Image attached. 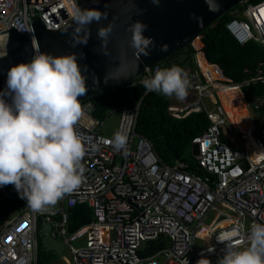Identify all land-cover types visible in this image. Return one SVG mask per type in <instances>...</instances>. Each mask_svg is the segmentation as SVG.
I'll return each mask as SVG.
<instances>
[{"label":"built area","instance_id":"2783aa9c","mask_svg":"<svg viewBox=\"0 0 264 264\" xmlns=\"http://www.w3.org/2000/svg\"><path fill=\"white\" fill-rule=\"evenodd\" d=\"M103 1L0 0V37L6 44L14 28L35 41L33 24L38 18L48 30L58 31L74 21L79 9L94 8ZM243 4L246 8L240 10ZM239 5L231 12L227 32L241 46L256 42L264 48V0H244ZM192 47L199 64L184 68L190 81L188 94L169 112L177 120L203 113L211 123L192 141L195 167L184 161L165 164L152 142L137 133L143 98L136 106L118 111V130L121 124L129 130L127 146L119 152L111 138L100 133L104 122L94 116L95 105L85 101L77 123L86 144L82 184L62 198L59 210L51 206L42 214L34 213L26 203L6 222L0 231V264H39L45 236L42 228L47 223L52 225L50 235L69 248L74 264H197L202 258L218 264L225 244L216 236L233 228L240 230L238 247L247 246L251 224L264 222V143L243 149L227 143L236 127L224 102L232 92L244 100L246 86L264 84V62L257 75L245 83L227 84L209 66L196 43ZM157 68L161 69L156 65L147 68L144 78L133 86L143 85L142 80ZM252 105L261 111L264 98H255ZM77 206L89 207L93 221L70 233L69 210ZM210 214L215 218L208 226ZM79 240H85V245L75 247L73 243ZM160 240L166 243L165 248L141 255ZM196 240L209 246L197 251Z\"/></svg>","mask_w":264,"mask_h":264},{"label":"clouds","instance_id":"9594fccd","mask_svg":"<svg viewBox=\"0 0 264 264\" xmlns=\"http://www.w3.org/2000/svg\"><path fill=\"white\" fill-rule=\"evenodd\" d=\"M152 2L159 5L160 0ZM205 2L209 11L218 7L216 0ZM73 24V49L89 43L95 24L101 52L109 57L115 54L119 64L106 80L133 76L139 59L156 47L154 39L145 35L148 26L137 19L127 25L126 44L110 49L116 24L99 7L79 9ZM160 50L167 51V46L162 45ZM79 59L74 51L57 55L36 50L31 60L7 70L5 89L0 91V187L13 185L34 213L46 212L79 188L84 178L86 144L77 130L81 116L78 98L86 94L88 86L84 74L87 69ZM141 83L146 92L174 95L177 99L185 98L190 87L188 74L176 65L157 68ZM128 136V128L121 124L111 138L116 151L126 148ZM239 238L238 228L216 236L219 243L225 244V254L218 264H264V222L251 224L246 247H238ZM197 264L211 261L202 258Z\"/></svg>","mask_w":264,"mask_h":264},{"label":"trees","instance_id":"16d2710c","mask_svg":"<svg viewBox=\"0 0 264 264\" xmlns=\"http://www.w3.org/2000/svg\"><path fill=\"white\" fill-rule=\"evenodd\" d=\"M260 0H251L258 3ZM234 10V9H233ZM231 10L206 31H204L195 43L209 66L216 72L219 78L227 84H241L255 77L264 62V48L256 42L245 46L238 44L226 30V24L232 20ZM199 64L197 52L192 46L183 48L170 57L166 58L156 66L161 69L173 65L182 69L185 67H196ZM144 78L138 77L135 83ZM143 85H135L131 88H119L98 94L91 101L96 110L94 116L100 121L108 117L112 111H119L124 107H134L143 98L138 119L137 133L148 138L159 158L167 165L173 166L177 161L192 162L193 157H185L195 137L201 135L211 123L203 113H194L182 120L173 118L169 113L170 100L172 96H164L151 92L145 95ZM246 98L249 101L257 97L264 98V84L253 83L244 88ZM260 113L264 116V106ZM257 137L264 142V123L258 130ZM191 153V152H190ZM6 192H0V231L13 213L19 212L26 206V200L20 198L17 191L10 193L13 185H6ZM93 221V213L89 207L77 206L69 210V231L74 233ZM42 225V221L40 226ZM163 240L152 242L150 247L142 256L152 255L154 252L166 247ZM53 261L51 253L40 248L39 264H51Z\"/></svg>","mask_w":264,"mask_h":264},{"label":"water","instance_id":"95a60500","mask_svg":"<svg viewBox=\"0 0 264 264\" xmlns=\"http://www.w3.org/2000/svg\"><path fill=\"white\" fill-rule=\"evenodd\" d=\"M244 0H216L218 7L209 11L205 0H160L159 5L152 0H105L95 7L106 10L109 20H114L116 32L109 48L115 50L117 45L127 42L126 31L129 22L142 20L147 26L145 35L154 39L156 47L150 55L139 59V67L128 79H107L119 61L105 56L100 50V42L96 36L97 25L91 26V38L87 45L71 47L73 21L58 31L48 30L40 18L33 24L35 41L19 35L11 29L5 44V53L0 57V91L6 86L7 70L14 64L31 60L34 52L39 50L51 54L78 53L79 63L86 66L88 91L80 97V104L106 91L131 88L135 80L142 76L145 70L155 66L176 52L191 46L195 40L219 18L236 8ZM127 8V11L125 10ZM101 23H106L102 21ZM167 46V51H161V46ZM7 99V98H6ZM0 192H6L0 187ZM16 192L11 190L10 197ZM45 234L41 245L48 253L64 257L65 245L54 239L50 233L52 225L47 223L42 228Z\"/></svg>","mask_w":264,"mask_h":264},{"label":"rangeland","instance_id":"374dc122","mask_svg":"<svg viewBox=\"0 0 264 264\" xmlns=\"http://www.w3.org/2000/svg\"><path fill=\"white\" fill-rule=\"evenodd\" d=\"M240 10H244L246 8V4L239 5L238 7ZM3 48L0 50V57L4 55L5 53V43ZM4 49V50H3ZM225 103V102H224ZM226 108L228 113L231 115V121L234 123L235 127L238 128L241 132H243L246 135H249L251 137H248V140L256 139V130L252 132V122L254 127L261 128L263 126V119L264 116L260 113V111H254L252 109H249V115L252 116L250 119L246 109L244 107V102L240 101H234L230 104H226ZM120 122V113L118 111H112L109 113L108 117L104 120L103 126L100 129V133L106 137L112 138L113 134L118 130ZM231 138H238L236 135V132H232L229 134ZM239 147V145H236ZM191 152V153H190ZM193 157V150L192 148L189 149L185 157ZM62 200V199H61ZM61 200H59L52 208L54 210H59L61 207ZM19 212L13 213V216L9 218L8 221L13 219L16 215H18ZM233 217H236V214L232 213ZM214 214H210V216L206 219V223L208 226H211L214 221ZM225 218V217H222ZM75 247H81L85 245V240H79L73 243ZM209 245L201 240H196L195 248L197 251H201L203 249H206ZM53 261L51 264H74V259L72 254L70 253L69 248H66L64 251V258L59 257L58 255L51 253Z\"/></svg>","mask_w":264,"mask_h":264},{"label":"crops","instance_id":"0c3cea01","mask_svg":"<svg viewBox=\"0 0 264 264\" xmlns=\"http://www.w3.org/2000/svg\"><path fill=\"white\" fill-rule=\"evenodd\" d=\"M245 93V92H244ZM245 96H246V94H245ZM255 98H257V96L255 97ZM254 98V99H255ZM253 99V100H254ZM243 102H244V107H245V109H246V112H247V114H248V116H249V118L251 119L252 118V116H250L249 115V109H252V110H254L253 109V105H252V103H253V101H249L247 98H245L244 100H243ZM179 105V101H178V99L173 95L172 97H171V100H170V107L171 106H174V107H176V106H178ZM255 111V110H254ZM170 113V112H169ZM229 117L231 118V115L229 114ZM263 121H264V119H263ZM251 122H252V132H253V130L255 131L256 130V135H255V138L256 139H251V140H248V137H251V136H249V135H246V134H244L243 132H241L238 128H236V135L238 136V138L236 137V138H231L230 136H229V139H227V143L228 144H230L232 147H237L236 145H239V148H245V147H247L248 145H251V144H253V143H256V142H262L261 140H259L258 139V137H257V132H258V130H260V128H257L256 129V127H254V125H253V121H252V119H251ZM234 124V123H233ZM248 136V137H247ZM262 143H264V142H262ZM64 258V257H63Z\"/></svg>","mask_w":264,"mask_h":264},{"label":"bare ground","instance_id":"6f19581e","mask_svg":"<svg viewBox=\"0 0 264 264\" xmlns=\"http://www.w3.org/2000/svg\"><path fill=\"white\" fill-rule=\"evenodd\" d=\"M262 17H264V9L262 10ZM3 40H4V39L0 37V50L3 48L2 46H4V42H5V41H3ZM3 50H4V49H3ZM236 99H237V101L243 102V99H242L240 96H236V93H235V92L230 93V94L225 98V106H226V104H230V103L236 101ZM231 122H232V121H231ZM232 124H233V122H232ZM233 125H234V124H233ZM234 126H235V125H234ZM225 225H227V223H223V224H222V226H225ZM205 235H206L207 238L209 239L208 234H205Z\"/></svg>","mask_w":264,"mask_h":264},{"label":"flooded vegetation","instance_id":"af4514ba","mask_svg":"<svg viewBox=\"0 0 264 264\" xmlns=\"http://www.w3.org/2000/svg\"><path fill=\"white\" fill-rule=\"evenodd\" d=\"M13 188H14V187H13ZM13 188H12V189H13ZM5 190H6V188H5Z\"/></svg>","mask_w":264,"mask_h":264}]
</instances>
